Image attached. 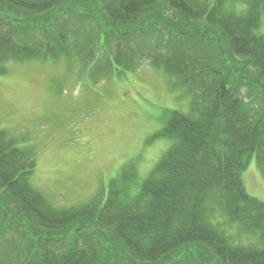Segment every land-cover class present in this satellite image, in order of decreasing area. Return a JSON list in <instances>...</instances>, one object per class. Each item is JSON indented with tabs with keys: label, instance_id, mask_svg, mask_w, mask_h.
<instances>
[{
	"label": "trees",
	"instance_id": "1",
	"mask_svg": "<svg viewBox=\"0 0 264 264\" xmlns=\"http://www.w3.org/2000/svg\"><path fill=\"white\" fill-rule=\"evenodd\" d=\"M228 1L0 0V76L69 52L65 33L79 31L106 69L149 65L191 99L150 139L169 147L148 177L125 165L97 210L50 207L35 154L0 131V264H264V202L242 179L253 160L264 170V0ZM20 30L44 37L22 45Z\"/></svg>",
	"mask_w": 264,
	"mask_h": 264
},
{
	"label": "rangeland",
	"instance_id": "2",
	"mask_svg": "<svg viewBox=\"0 0 264 264\" xmlns=\"http://www.w3.org/2000/svg\"><path fill=\"white\" fill-rule=\"evenodd\" d=\"M78 33H65L69 52L9 63L0 76V131L35 154L34 189L50 207L67 211L100 208L111 181L131 162H137L144 181L169 147L165 140L150 139L163 129L168 112L188 113L191 104L149 65L134 72L117 63L106 69L105 61L98 62V48L84 45L86 36L95 37ZM15 37L28 45L44 36L20 30ZM242 179L248 193L264 202V170L256 161ZM93 231L105 253L123 254V245L110 234L94 226ZM23 243L18 253L25 255L31 246Z\"/></svg>",
	"mask_w": 264,
	"mask_h": 264
}]
</instances>
